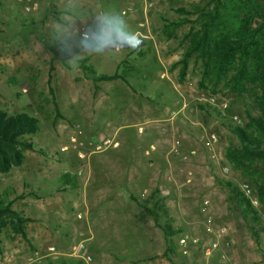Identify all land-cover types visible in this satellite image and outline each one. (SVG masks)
Masks as SVG:
<instances>
[{
  "label": "rangeland",
  "instance_id": "rangeland-1",
  "mask_svg": "<svg viewBox=\"0 0 264 264\" xmlns=\"http://www.w3.org/2000/svg\"><path fill=\"white\" fill-rule=\"evenodd\" d=\"M51 1L53 0H0V109L7 114L25 112L37 119L39 128L34 135L28 137L34 145L35 151H25L24 159L19 167L11 168L6 174H0V194H6L8 200H16L22 193L33 194V196L44 195L48 191L45 187L47 181L52 183L57 179L62 180L69 188L68 195L64 194L63 196L67 195V198H71L70 205L73 208L71 211L67 210L66 214L64 213L65 217L62 220L63 223L70 226L74 222L78 223V219L75 218V215L80 211L79 203L76 200V188L78 186L74 181L84 178L83 165L89 161L96 175L98 164L107 163L111 156L109 147L100 156L95 155L94 152L105 148L107 145H103V141L95 139L98 134H103L111 127L113 131H116V141H119L123 134H128L127 143L134 146L142 145V139L137 136V128H127L126 125L130 124L127 118H123L120 122H113V124H104L102 123L103 119L111 118L112 115L99 111L95 115L96 120L91 115V119L83 123L81 117L78 116L81 108L78 104L79 101H75L70 106L65 104L70 102L71 97L78 96L83 87L81 86L83 74L75 63L79 59H77V54L73 52L74 47L80 46L82 48L78 55L81 58H88L86 65L90 66L95 74L110 75L113 73V66L121 53L110 51L103 53L99 42L94 43L98 37H102L98 35L99 32L115 34L117 30L120 36L125 37L127 33L133 35V31L137 30L140 33V30L144 31V28L134 27V23L131 24L130 22L141 19L151 21L155 18L170 20L173 17V12L181 9L185 13H178L177 19L184 17L189 21L188 23L177 27L175 33L172 32L170 36L168 33L169 25L164 27L160 39L159 36L154 35L156 45H164L163 48L168 55L181 56L187 44L184 35L197 28L196 23L193 22L195 10L206 8L209 0H124L123 3L120 2L119 4L121 10L119 8L117 11L118 13L124 11L121 12L124 15L118 14V16L128 20L126 28H123L121 24H115L116 27L111 28L110 26L99 25L102 14L106 12L93 5L92 0H54L56 7H53L56 11L52 10ZM31 3L36 4L35 9L24 12V7ZM19 14L26 16L24 21L30 20L31 22L28 24L26 22L20 23L21 19H4V16L19 17ZM108 15L116 16V12L108 11L107 18ZM81 33L87 35V40L80 37ZM72 41L73 43H71ZM67 53L72 58H66ZM50 56H54L58 61L62 59V67L68 74L67 78H64L63 84L60 83L59 86L60 90L63 87V96L65 97L59 101L60 104L54 97L52 99L49 97L45 83ZM145 57L144 61L150 62V66L144 70L135 68V71L138 75H144V77L146 75V82L141 83V85L143 84L146 93L153 101L158 99L160 101V96L164 94L161 90L162 86L159 85L158 79L154 76L155 67L151 57L144 56L142 58ZM58 66L60 67V65ZM175 67L179 68L178 66ZM30 75H32L31 83ZM6 76H11L13 80L4 82ZM199 80V62L191 57L188 60L183 79L178 81L181 83L182 92L179 99L186 100L187 109L191 111L193 118L201 119L204 125V131L197 134V142H201L210 136L215 137V142L210 148L205 142L206 145H202L204 149L200 148L199 150L204 158L202 159L204 162L202 164L203 169L185 170L182 173L181 169L185 168L186 165L187 167L190 166L192 160L189 154H182L180 156V171L176 172L177 178H201L213 182L215 179H219L231 182L236 187L246 186L251 192V197L248 200L256 201L252 195L251 181L242 177L239 171L231 168L224 158V151L227 147L238 145L235 137L228 132L227 126L242 127L246 122L244 116L246 112L252 117L258 115L254 105V96L228 95L220 85L213 90L214 93H211V88L206 82L204 83L206 88L198 87ZM20 86L23 87L24 92L20 91ZM50 88L52 89V83ZM53 89L52 94L56 92L55 87ZM119 103L125 104V101L121 100ZM199 106L206 109L207 112L201 111ZM149 107L151 112L156 111L153 105H149ZM55 112L58 116L55 115ZM122 126L124 127L119 128ZM183 156L186 159H182ZM193 166H195L194 163ZM255 167L258 173H262L264 170V165L256 164ZM186 172H190V176H187ZM64 175H67L68 180L71 176L70 184L65 182ZM42 181L43 186L41 185ZM36 184L41 185L43 190H35ZM213 185L215 186V184ZM41 186L39 187L40 190L42 189ZM212 191H216L214 195H224L225 193L220 188H214ZM30 200L31 198L28 197L23 200V203L16 202V204L21 203L24 206L22 215L31 220L36 217H45L46 203L43 202L44 200L33 201L34 204H37L34 207ZM220 200L223 202L222 199ZM212 205L209 201L207 208L212 207ZM16 207L22 209L19 204ZM252 207L258 218L255 223L249 217H244L235 204L228 203L222 206L218 216H213L215 227L226 229L223 231L221 241L217 236L204 238L198 229L193 231L192 228V232L184 233L181 236L190 239L197 238L199 240L196 243L197 246L188 243L187 247L194 246L193 249L187 250L188 254L184 255L185 258L179 253L172 255L174 261L179 260L183 263L190 261L192 264H264V205L256 201ZM41 219L40 221H45ZM31 228V226L27 227L28 236ZM74 228L73 232L75 233L78 226ZM64 231L66 232V230ZM70 236L69 233L68 237L70 238ZM160 238L162 236H158V239ZM158 239H156L155 249L151 251L152 254H160L163 251L162 248L165 244L162 240L160 243ZM209 240H217L218 246L208 255H204V247ZM182 250L185 252L186 248ZM33 253L34 250L29 249L25 241L19 236L13 235L8 226L0 230V264H34L31 263Z\"/></svg>",
  "mask_w": 264,
  "mask_h": 264
},
{
  "label": "crops",
  "instance_id": "crops-1",
  "mask_svg": "<svg viewBox=\"0 0 264 264\" xmlns=\"http://www.w3.org/2000/svg\"><path fill=\"white\" fill-rule=\"evenodd\" d=\"M92 1L93 5L106 12L102 14L99 25L111 28L116 27L115 24H121L123 28H126L128 20L118 16V14L124 15L121 13L124 11L120 13L117 11L119 8L121 10L119 4L124 0ZM50 5L56 7L54 0L50 2ZM54 7L52 10L56 11ZM108 11L116 12V16L108 15L107 18ZM173 13L170 20L155 18L151 21L141 19L130 22L134 23V27L144 28V31L140 30V33L137 30L133 31V35H129L124 29V32L127 33L125 37L120 36L117 30L115 34L99 32L98 35L102 37H98L94 43L99 42L103 53L108 51L121 53L113 66V73L122 72L125 82L121 80L100 82L94 89L90 80L83 75V84L81 85L83 87L80 89V94L75 98L71 97L70 102L65 104L70 106L75 101H79L78 104L81 108L78 116L81 117L83 123L89 121L91 115L96 120L95 115L99 111L112 115L111 118L103 119L102 123L104 124H113V122H120L123 118H127L130 123L126 125L127 128H137V136L142 139V145L134 146L127 143L128 134H123L119 141H116V131H113L111 127L103 134H98L95 138L97 141H103L102 144L105 141L109 143L105 148L94 152L95 155L100 156L109 147L111 156L107 163L97 162L99 164L96 175L88 161L83 165L84 178L74 181L78 186L76 200L79 203L80 211L75 215L78 223L74 222L70 226L63 223L67 210L71 211L72 206L70 205L71 198H67L68 185L64 184L62 180L57 179L52 183L47 181L45 187L48 191L44 195L33 196V194L22 193L14 200L13 204L15 205L12 204L11 208L20 212H23L24 206L21 203L16 204V202L23 203L25 198H31L30 203L33 207L37 206L33 201L44 200L43 202L46 203L45 217H36L31 223L24 225L25 243L29 249L38 254V257L33 256L31 263L82 264L81 257L89 256L90 264H192L190 261L188 263L174 261L172 257L179 253L185 258L184 255L188 254L187 250L189 248L192 250L194 247L189 246L186 248V253H181L182 249L178 246L177 241L182 237V234L192 232L193 228V231L198 229L204 238L217 236L221 241L223 231L226 229L215 227L213 216H218L222 206L231 203L227 190L218 185L216 180L213 182L201 178L180 179L176 174L181 167L180 156L190 152L194 153L190 156L191 165L188 167L186 165L181 169V172L203 169L202 159L204 158L199 150L200 148L204 149L203 146L206 144L210 148L213 143L209 142V138H204L202 140L204 143L197 142V134L204 131V125L201 119L193 118V114L187 109L186 100L179 99L182 95L181 83H178L179 68L173 67V65L181 56L168 55L163 48L164 45L158 46L154 41V35L159 36L160 39L164 27L168 26L171 20L177 19L178 14ZM19 15V17L10 16L11 18L4 16V19H21L20 23L28 24L31 22L30 20L24 21L26 16ZM173 33H175V29ZM128 37L133 38V47H129L125 43ZM81 50L80 46H75L73 49L79 60L83 58L78 55ZM66 56V58H72L68 53ZM144 56L151 57L155 67L154 76L163 88L161 90L164 94L160 96V101L159 99L153 101L149 97L145 87L143 84L141 85L146 82V75L145 77L138 75L135 71V68L144 70L150 66V62L144 61L146 57L142 58ZM85 58L88 61V58ZM48 59V69L51 67L52 71L47 70L46 73L47 92L49 93L48 89H50L49 97L51 99L54 97L60 104L59 101L63 99L64 92L63 87H61V91L59 86L60 83L63 84V80L67 78L68 74L62 67V59L58 61L54 56H50ZM130 62L131 64H129ZM133 79L134 82H132ZM12 80L11 76H6L4 82ZM29 80L31 83L32 75ZM51 83L52 89L50 88ZM30 86L32 87V84ZM53 87L56 89L54 94H52ZM22 88L20 86V91L24 92ZM121 100L125 101V104H120ZM149 105H153L156 111L151 112ZM55 115L58 116L56 112ZM205 142L207 143L205 144ZM112 143L115 145H111ZM185 174L190 176V172ZM70 177L69 180L65 177L66 183H71ZM41 185L43 186V181ZM35 186H37L35 190H43L42 186L41 190L40 186L37 184ZM66 188L68 189L66 190ZM214 188L223 189L224 195H214L216 192L212 191ZM59 194L60 196H58ZM64 194L67 195L63 196ZM204 201H207V205L209 201L213 204L212 207L209 206L206 209L207 215L212 220V233L210 234L204 231L206 214L201 212ZM143 202L146 203V208L153 213L152 215L146 214L138 207V204ZM18 204L22 209L16 207ZM152 216H157V220L155 221ZM40 219L45 221H40ZM28 226L32 227L29 236L27 234ZM75 226H78L76 234L73 232ZM165 226H168L169 231L174 234L169 239L171 253L166 251L168 244L162 232V228ZM69 233L70 238L68 237ZM158 236H162V238L158 239ZM72 238L74 239L72 240ZM156 239L160 243L162 240L165 244L160 254L151 253L155 249ZM193 239L199 242L197 238ZM79 245L82 248L77 250ZM47 247L53 248L54 252L47 253L45 251ZM176 259L179 258L176 257Z\"/></svg>",
  "mask_w": 264,
  "mask_h": 264
},
{
  "label": "trees",
  "instance_id": "trees-1",
  "mask_svg": "<svg viewBox=\"0 0 264 264\" xmlns=\"http://www.w3.org/2000/svg\"><path fill=\"white\" fill-rule=\"evenodd\" d=\"M175 12L185 13L181 9ZM194 15L193 22L197 28L184 35L187 44L173 67H179L178 79L181 81L188 60L193 57L200 65L199 88H206V82L211 93L220 85L228 95L254 96L258 115L252 117L246 112V122L242 127L227 126L228 132L235 137L238 145L227 147L224 158L231 168L251 181L252 195L258 203L264 205V170L258 173L255 167L256 164L264 165V0H209L208 6L195 10ZM188 22L184 17L171 20L168 23L169 36L174 29ZM75 63L94 89L100 82H125L122 72L112 75L95 74L86 65V58L76 60ZM48 70L52 71V68L49 67ZM48 91L51 93L50 89ZM198 108L207 112L201 106ZM38 129L35 117L25 112L7 114L0 109V174L19 167L25 151H35L28 137L34 135ZM63 177L67 178L66 175ZM215 180L227 190L230 202L235 204L244 217H249L254 223L258 221L250 201L238 187L231 182ZM13 202L14 200L7 199L6 194H0V230L8 226L13 235L26 242L24 225L32 220L22 216L19 210L12 209ZM138 207L148 215L153 214L146 208L145 202L139 203ZM152 217L157 220V216ZM162 232L168 244L166 251L171 253L169 239L174 234L169 231L168 226L163 227Z\"/></svg>",
  "mask_w": 264,
  "mask_h": 264
},
{
  "label": "built area",
  "instance_id": "built-area-1",
  "mask_svg": "<svg viewBox=\"0 0 264 264\" xmlns=\"http://www.w3.org/2000/svg\"><path fill=\"white\" fill-rule=\"evenodd\" d=\"M35 7H36V4L35 3H31L29 6L24 7L23 10H24V12H29L30 10L35 9ZM80 37L83 38V39H86L87 35L85 33H81ZM209 142L210 143H214L215 142V137L214 136H210L209 137ZM108 143H109L108 141H105L103 144H108ZM112 145H115V144H112ZM193 154H194L193 152H190L189 156H192ZM182 159H186V157L183 156ZM238 189L243 194V196L245 198L250 199L251 192L249 191L248 188H246V186H240V187H238ZM250 203H251V205H255L256 201H254V200L251 201L250 200ZM202 205H203V208H202L201 212H203V213L205 212V214H206L204 231H205V233L210 234V233H212V228H211V221L212 220L206 213L207 201H204L202 203ZM188 243L196 245L197 240L190 239V238L184 236V237H181L178 240V242H177L178 246H180L181 249L187 248ZM217 246H218L217 240H209L208 244L204 247V255H208L210 253V251L214 250ZM81 248H82V246L79 245L77 247V250H79ZM45 251L47 253H53L54 252L53 248H51V247H47ZM181 253H184V251L181 250ZM33 256L34 257H38V254L34 253ZM81 262H82V264H90L91 263V258L89 256H82L81 257Z\"/></svg>",
  "mask_w": 264,
  "mask_h": 264
},
{
  "label": "clouds",
  "instance_id": "clouds-1",
  "mask_svg": "<svg viewBox=\"0 0 264 264\" xmlns=\"http://www.w3.org/2000/svg\"><path fill=\"white\" fill-rule=\"evenodd\" d=\"M125 43L129 46V47H133V44H134V40L132 37H128L126 40H125ZM137 45V44H136ZM135 45V46H136ZM134 46V47H135Z\"/></svg>",
  "mask_w": 264,
  "mask_h": 264
}]
</instances>
